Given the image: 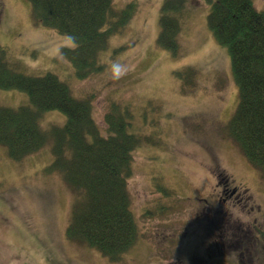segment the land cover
I'll list each match as a JSON object with an SVG mask.
<instances>
[{"label":"rangeland","instance_id":"374dc122","mask_svg":"<svg viewBox=\"0 0 264 264\" xmlns=\"http://www.w3.org/2000/svg\"><path fill=\"white\" fill-rule=\"evenodd\" d=\"M135 1L134 21L111 37L101 56L105 70L81 80L62 54L63 46H75L69 35L37 25L29 0H0V53H6V62L21 65L26 74H57L77 98L94 95L93 116L103 135H108L111 100L139 113L148 106L157 117L150 122L157 143L135 148L128 179L140 236L119 261L68 239L73 207L83 195L59 173L45 171L53 162L52 143L21 161L0 146V264H264V177L228 134L239 105L238 86L227 47L210 31V5L189 0L187 8L196 12L181 31L177 49L185 55L175 58L157 44L166 0ZM254 2L264 11V0ZM184 34H190L188 41ZM157 77L163 78L159 85ZM28 101L26 92L0 90L3 106ZM66 119L61 111H48L42 129ZM132 128L150 130L140 116ZM216 181L238 186L244 195L224 202L216 195ZM210 191L208 204L199 200ZM228 232L239 236L235 248L226 240Z\"/></svg>","mask_w":264,"mask_h":264},{"label":"trees","instance_id":"16d2710c","mask_svg":"<svg viewBox=\"0 0 264 264\" xmlns=\"http://www.w3.org/2000/svg\"><path fill=\"white\" fill-rule=\"evenodd\" d=\"M29 1L37 25L54 28L74 41L75 46L63 47L62 54L71 60L81 80L105 70L101 56L107 52L111 37L124 33L134 21L139 5L135 0L122 7L114 0ZM204 1L210 5V31L227 47L238 86L239 105L227 124L228 134L264 177V11L256 8L254 0ZM188 4L189 0H166L162 6L157 44L175 58L179 56L177 47L182 46L181 31L196 12L189 10ZM183 37L188 41L190 34ZM3 53L0 90L26 92L29 101L16 108L0 104V146L12 160L21 161L52 143L53 162L45 171L59 173L83 195L73 207L68 237L111 261L121 260L140 236L127 184L132 151L144 141L156 144L157 134L151 127L147 132H135L132 127L138 117L134 109L111 100L106 115L108 135H103L93 116L94 95L77 98L57 74H26L21 65L17 68L6 62ZM178 73H173L176 78ZM53 110L63 112L67 119L63 125L55 123L43 130L41 120ZM141 117L143 123L149 119ZM235 232H228L226 238L232 245L239 238ZM203 236L204 241L209 240Z\"/></svg>","mask_w":264,"mask_h":264},{"label":"flooded vegetation","instance_id":"af4514ba","mask_svg":"<svg viewBox=\"0 0 264 264\" xmlns=\"http://www.w3.org/2000/svg\"><path fill=\"white\" fill-rule=\"evenodd\" d=\"M222 194H223L222 200H223L224 202L232 201L233 198L236 196V194L233 193V191L230 190V189H228L227 187H225V188L223 189ZM244 237L247 238V236H244ZM242 241H243V240H242ZM241 246H242V247H246L247 244L244 243V242H241V243H240V247H241ZM239 252H240V251H239ZM239 252H237L236 255H240ZM233 254H235V253H233Z\"/></svg>","mask_w":264,"mask_h":264},{"label":"clouds","instance_id":"9594fccd","mask_svg":"<svg viewBox=\"0 0 264 264\" xmlns=\"http://www.w3.org/2000/svg\"><path fill=\"white\" fill-rule=\"evenodd\" d=\"M117 71H119V68L117 67Z\"/></svg>","mask_w":264,"mask_h":264}]
</instances>
